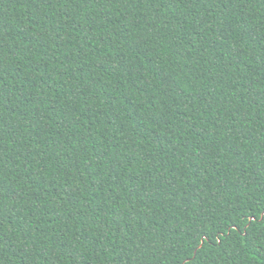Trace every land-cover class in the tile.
Listing matches in <instances>:
<instances>
[{
    "label": "trees",
    "instance_id": "1",
    "mask_svg": "<svg viewBox=\"0 0 264 264\" xmlns=\"http://www.w3.org/2000/svg\"><path fill=\"white\" fill-rule=\"evenodd\" d=\"M263 213L264 0H0V264H264Z\"/></svg>",
    "mask_w": 264,
    "mask_h": 264
},
{
    "label": "water",
    "instance_id": "2",
    "mask_svg": "<svg viewBox=\"0 0 264 264\" xmlns=\"http://www.w3.org/2000/svg\"><path fill=\"white\" fill-rule=\"evenodd\" d=\"M264 218V213L261 216V220ZM256 218H252L250 221L255 220ZM201 247V246H200Z\"/></svg>",
    "mask_w": 264,
    "mask_h": 264
}]
</instances>
